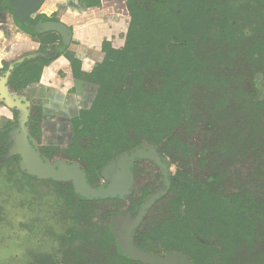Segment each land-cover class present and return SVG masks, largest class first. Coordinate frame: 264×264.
Segmentation results:
<instances>
[{
	"label": "trees",
	"instance_id": "1",
	"mask_svg": "<svg viewBox=\"0 0 264 264\" xmlns=\"http://www.w3.org/2000/svg\"><path fill=\"white\" fill-rule=\"evenodd\" d=\"M85 2L88 8L100 6V0ZM127 8L130 19L126 33L101 39V56L89 71L82 69L81 60L73 52L71 58L66 57L77 84L91 87L93 101L90 107L81 108L70 118L73 131L64 154L81 165L89 183H97L105 165L118 155L143 145L140 141L145 138L164 156L173 161L180 160V166L169 176V186L163 183L164 193L158 197L165 201L170 212L168 218L142 237L152 238V233L163 237L166 249L177 251L192 264H227L230 254L243 242L252 255L254 240L259 238L256 225L264 213V201H258L254 193L246 189L226 194L221 185L213 186L216 174L206 172L204 178L193 177L187 164L184 165L193 149L182 141L175 129L194 128L191 124L196 123L201 111L195 108L192 95L199 86L211 97L209 113L221 108L246 112L245 118L235 120L231 116L224 128L218 129L219 143L225 152L247 150L254 143L264 147V137L260 135L243 139L249 133L245 131L248 123L242 127L243 120L251 121L254 131L259 133L256 123L264 116V0H127ZM40 18H43L42 14L36 17ZM246 25L254 31L250 44L242 42ZM42 36L44 44L38 48L40 56L17 63L12 69L0 59V81L5 77V71H9L7 85L14 91H25L30 85L39 83L44 66L63 50L62 45H51L56 38L54 35ZM219 37L231 47L230 54L237 53L246 58L250 76L244 84L235 71L213 69L212 58L218 59V52L209 54L207 48L202 47L211 45L212 39ZM239 44L242 47L238 50L232 48ZM49 51L54 54L47 56ZM37 108L38 114L43 115L42 108ZM10 111L13 120H17L15 109ZM36 118L38 120V116L29 115L28 130L34 131L35 142L40 143L36 139L39 134L34 130L38 125L31 123ZM15 129L11 119L0 123V157L10 147L11 132ZM40 152L49 157L52 154L48 145H42ZM263 156L262 151L257 166L264 160ZM17 161L14 155L0 162V166L15 163V169L8 171L17 168L21 175L30 178ZM250 174L253 182L254 174ZM66 187L82 220L87 215L88 223L77 220L59 238L83 241V249L86 241L92 238L98 240L95 243L110 244V257L99 260L101 264H145L120 254L106 224L96 230L97 226L90 218L93 201L77 197L70 184ZM145 190L141 191L142 199L148 196ZM134 199L140 198L130 196L129 213L140 204ZM138 246L154 253L148 243L140 241ZM84 253L78 255L76 250L63 254L61 263L47 261L42 264H93L89 254L88 260L81 258ZM251 264H264V257Z\"/></svg>",
	"mask_w": 264,
	"mask_h": 264
},
{
	"label": "rangeland",
	"instance_id": "2",
	"mask_svg": "<svg viewBox=\"0 0 264 264\" xmlns=\"http://www.w3.org/2000/svg\"><path fill=\"white\" fill-rule=\"evenodd\" d=\"M106 1L108 2L109 0ZM118 2L119 3L116 5V8L113 7V9L117 12L116 14L119 17V22H121L122 31H117V29H115L114 36H116V34L120 35L126 33L125 30L128 28L130 19L129 10L127 8V0H118ZM102 20L106 23V25L109 24L106 16L103 15ZM246 26L248 27L244 29L242 42L250 44L254 39V31L250 25ZM109 27L111 28V26ZM107 36L106 38H108ZM27 37L32 41H35V45L44 44L42 41L43 36L27 35ZM210 43L211 45L209 44L207 47L202 48H204V50L207 48L209 54H213L216 51L218 52V59L214 60L212 58L213 69L216 71L226 72L235 71V75H240V81L244 84L250 76L249 66L245 61L246 58L238 55L237 53L235 55L230 54L229 50L231 47L224 42L222 37L212 39ZM240 47H242V44L233 46L232 48L238 50ZM204 50L203 52L205 53ZM34 51H36V49L32 47L30 50L23 52V55ZM67 51L69 50L66 49V52ZM68 54L69 55L67 57L69 59L71 58V53L69 52ZM198 87L194 90L192 96L195 99V108L201 111L200 116H198L199 119L196 120V123L191 124L194 127L192 130H189V128H184V130L175 129L176 134L182 138V141L190 145L193 149V154H191L189 158L184 161V165L187 164L189 172L197 179L206 177V172L216 174L217 177L213 180L212 184L214 187L221 185V188L225 190L226 194L246 189L247 191L254 193L258 201H264V160H262L260 166H257L260 162L258 157L262 151L264 152V147H260L259 143H254L253 146L248 147L247 150L231 149L230 152H225L219 143L220 135L217 133L218 129L221 131L224 128V125L227 124L232 117L235 120L237 118H245L247 116L246 112H239L237 108V111L235 110L234 112H232L233 109L227 110L226 108H221L212 114L209 113L210 104L208 105V102L211 97L205 94V90L202 87ZM90 88L91 87L89 85L84 84L78 85L77 89L73 88L75 91H84L83 93L75 94L74 90L71 91V94L78 95L77 97H74V100H78V107L81 106L80 108H88L91 106L93 93ZM86 89L88 90V93H86ZM7 90L9 93L18 95L16 91L8 85ZM25 91L26 93L19 94L29 101L30 114L38 116V120L37 118L36 120L32 119L31 122L32 126H36V124L38 125V128L35 127L34 129L36 134H39L36 139L38 138L37 140L40 142L39 144L48 145L49 148H54L56 150L53 155L57 154V156L46 158L50 162H55L57 160L73 161L64 154V151L67 149L71 141L73 131L70 114L52 117H45L44 115H41V113L38 114L39 112L37 107H40V104L35 101L34 97H31V90H28L27 88ZM84 97L87 98V103L83 101ZM1 104L0 108L4 111L0 110V123H2L5 119H11L13 126L16 127L18 125V121L13 120L10 109L7 110L6 105L2 106ZM42 105L44 104L42 103ZM16 113L18 114L19 111L16 110ZM212 119L214 121H212ZM246 123H248V128L245 131L249 133L244 135L243 139H246L251 135H253L254 138L259 137V135L261 138L264 137V116H262V118H260V120L256 123L260 128L259 133L256 130L254 131L251 121L247 122L246 120H243L242 127L245 126ZM32 132L34 131L32 130ZM32 132L29 128V135L35 140ZM140 142L153 147L156 150L157 155L168 165L169 176H172L173 173L179 169L180 160L173 161L169 156H164L159 148H156L154 145L148 143L145 138L141 139ZM118 156L112 159L107 165H109L113 160H116ZM4 160H2L1 163ZM17 162L19 163V160ZM140 162L146 166L147 172L143 174V176L140 175L137 178L135 185L129 193L130 196H138L143 189H146V193L149 194V188H151L154 192H158V187L162 185L160 169L155 161L150 158H142L140 159ZM13 164L15 165V163ZM11 165L0 166V264H28V257L31 251L43 252V250H46L45 253L49 256L58 255V257L61 253L67 255L69 252L73 253L76 250L78 251V255L85 252L81 258L83 260H88L87 255L89 254L91 260L94 261L93 264H101V261L99 260L109 259V255L112 250L111 245L107 243H100L101 245L99 243H95L98 242L96 238L87 240L86 245H84V249L81 247V244L84 242L80 240L78 242H74L75 238L66 240L62 239V242H59L57 240L58 238L56 239V237L65 234L70 229L73 224L72 222L76 223L78 220L83 222V224L88 223L86 220L87 215L83 221L81 215L73 210L74 200L70 197H65L67 194L66 186L68 185L66 181L51 184L47 183L48 181L43 182L35 179L37 181L36 184L29 183V179L21 175L17 168L16 171H8L9 169H15L14 165ZM107 165H105L104 168ZM236 172L237 174H235ZM250 173L254 174L253 182L249 178L252 176ZM103 179L104 177L101 173L97 183H101V180ZM57 191H64L63 203L60 201V198L62 197H59ZM92 201L93 210H91L90 218L94 221L97 226L96 230L98 231L100 230V226H104V224H106L111 232L112 223H114L115 220H123L127 217L125 210L127 207L126 201L118 199H95ZM76 208L78 209V206ZM58 209H60L63 219L61 225L57 222ZM106 210L109 211V214H105ZM50 213L52 216L49 220L48 217L50 218ZM169 213V210L165 206V201L157 199L149 208L146 214L147 216L140 221L138 226H136L132 232L134 243L137 246L140 241L148 243L152 252L161 257L165 256L168 252H177L172 249H166L164 246V238L158 237L155 233H152V238L144 239L142 237L143 234H145L150 228H152L153 232L154 226L156 227L160 221L164 220L166 217L168 218ZM134 217L135 216H131L129 221H132ZM30 221H35V224ZM256 227L259 238L256 241L254 240V247L252 250H255V252L252 255H249L250 252H247L248 245L243 242L240 247H237L233 250L232 254H230L229 262L227 264H251L253 261H261L263 259L264 213L258 220ZM165 241L167 242L168 240ZM115 242L116 241L114 240V243ZM61 243L64 246V249L60 253L59 248ZM115 248L118 252H120L116 246ZM139 249L146 251V249ZM67 250H69L68 253H66ZM68 258H71V256ZM189 261L191 263L190 259Z\"/></svg>",
	"mask_w": 264,
	"mask_h": 264
},
{
	"label": "water",
	"instance_id": "3",
	"mask_svg": "<svg viewBox=\"0 0 264 264\" xmlns=\"http://www.w3.org/2000/svg\"><path fill=\"white\" fill-rule=\"evenodd\" d=\"M42 0H31V2L23 6L18 11L20 26L25 30H29L27 16L33 13ZM58 30L64 37L69 38L70 33L64 29L59 23H44L40 29ZM34 55L26 56L30 58ZM21 58L22 61L24 58ZM14 65H11V68ZM0 81V99L11 108H15L18 113V125L11 132V145L7 152L0 157V162L13 155L19 156V166L28 174L37 178H48L52 180L72 181L74 191L77 196L87 200H100L114 197H124L131 192L132 176L131 164L136 159L150 158L159 166L165 186H169V167L163 159H161L156 150L148 145H141L129 152L122 153L116 160H113L103 169L104 177L108 178L105 185L91 186L83 168L75 161L50 162L43 157L36 147L35 141L29 136L28 120H29V102L18 95H10L7 90L6 77ZM112 170L110 176H106V171ZM113 175V176H112ZM112 176V177H111ZM164 191L161 189L156 194L149 197L141 206L139 214L132 221L115 220L112 223L111 232L116 239L117 246L122 255L135 261L147 264H191L189 259L182 256L178 252H168L161 257L137 248L131 241L132 232L135 225L141 220L142 214L148 205L156 200Z\"/></svg>",
	"mask_w": 264,
	"mask_h": 264
},
{
	"label": "crops",
	"instance_id": "4",
	"mask_svg": "<svg viewBox=\"0 0 264 264\" xmlns=\"http://www.w3.org/2000/svg\"><path fill=\"white\" fill-rule=\"evenodd\" d=\"M108 2L100 0L99 7L85 9L81 0H45L41 8V11L59 8L61 19L72 26L73 42L76 43L71 45V49L81 60L82 69L85 71H89L100 58L101 39L107 35L108 38L115 35V29L122 31L117 12L113 9L119 2L118 0ZM103 15L108 18L109 24L106 25L102 20ZM35 44V41L29 39L27 34L13 24L8 14L0 12V59L6 62L13 60L23 52L36 47ZM73 88H78L77 79L72 76L67 59L59 56L44 67L40 82L30 85L28 90H31V97H34L37 103L41 105L43 103L46 109H53L59 116L70 114L72 117L81 109L80 105L78 107V100H74V97L78 96L75 94L84 92L74 89L75 94H71ZM85 91L88 93L87 89ZM85 99L84 97V102Z\"/></svg>",
	"mask_w": 264,
	"mask_h": 264
},
{
	"label": "flooded vegetation",
	"instance_id": "5",
	"mask_svg": "<svg viewBox=\"0 0 264 264\" xmlns=\"http://www.w3.org/2000/svg\"><path fill=\"white\" fill-rule=\"evenodd\" d=\"M44 1L45 0H42L41 1V3L38 5V7L35 9V11L33 12V13H30L28 16H27V21H28V24H29V30H25L23 27H21L20 26V23H19V17H20V15L18 16V11L23 7V6H25V5H27V4H29L30 2H31V0H2L1 1V6H2V11H0V12H4V13H6V14H8L9 16H10V18H11V20H12V22H13V24L18 28V29H20L23 33H25V34H27V35H40V36H42V35H45V34H47V33H49V34H52V35H54L56 38H55V41L51 44L52 46L53 45H55V46H60V45H62V51L59 53V55L58 56H56V58L57 57H59V56H64L65 58L69 55L68 53L70 52L71 54H72V52L74 53V55H75V52L70 48L71 47V45L72 44H74V43H76V42H73L74 41V39H73V31H72V26H70V25H68L67 23H65L62 19H61V17H62V15L59 13L60 11H59V8H55V9H53V10H42L41 11V8H42V6H43V3H44ZM82 1V5H83V8H85V9H88V7L86 6V2H85V0H81ZM68 4V3H67ZM14 5V6H13ZM70 5V4H69ZM66 6V5H65ZM71 6V5H70ZM73 7V6H72ZM67 9H68V6H67ZM39 14H42L43 15V18H40V19H36V17L39 15ZM49 22H53V23H59V24H61V25H63V27H64V29H66V30H68L69 31V33H70V37L69 38H67V37H64L63 35H62V33L61 32H59L58 30H54V29H48V30H43L42 28L40 29V27L44 24V23H49ZM127 31V28H126V30H125V32ZM120 34V33H119ZM119 35H116V36H114V35H112L111 37H109V39L110 38H112V37H118ZM102 39H108V38H106V37H104V38H102ZM47 45V44H46ZM39 46L40 45H37L36 47H34L35 49H36V51H34V52H32V53H27V54H22V55H20L19 57H16V58H14L13 60H10V61H8V62H6L5 60H3V61H5L6 63H8V66H9V68L10 69H12V68H14L15 67V65L17 64V63H20V62H22V61H24V60H27V59H30V58H34V57H37V56H40L41 54H40V52L38 51V48H39ZM66 49L67 50H69V51H67L66 52ZM48 54L49 55H47V56H52L53 54H54V52H52V51H49L48 52ZM29 55H34V56H32V57H30V58H27L26 56H29ZM23 57H26V58H24L22 61L20 60L21 58H23ZM55 58V59H56ZM55 59H52V60H50L49 61V63L48 64H46L45 66H47V65H49L53 60H55ZM67 59V58H66ZM11 65H14L12 68H11ZM44 66V67H45ZM6 72H9V71H5V73H4V75L6 74ZM71 74H72V72H71ZM9 75H10V72H9V74H8V76L6 77V79H5V81H6V85H7V81H8V78H9ZM74 79H76V78H74ZM74 90V89H73ZM9 93V92H8ZM16 93L18 94V96H22L21 94H19V93H26V91H16ZM10 95H15V94H12V93H9ZM1 100V99H0ZM3 101V100H2ZM28 101V100H27ZM29 102V101H28ZM0 104H1V102H0ZM30 104V103H29ZM2 106H5L6 104L4 103V101H3V103L1 104ZM30 107V106H29ZM40 107L42 108V111H43V115H54V116H57L56 114H55V111H53V109H46L45 108V106H43V105H41L40 104ZM6 108L7 109H15V108H11V107H8L7 105H6ZM15 111H16V109H15ZM29 115H30V111H29ZM59 116V115H58ZM70 118H72V117H70ZM16 127H14V129H15ZM30 136V135H29ZM32 138V137H31ZM33 139V138H32ZM34 140V139H33ZM35 141V140H34ZM35 144H36V147H37V149L39 150V152H40V150H41V144H39V143H36L35 142ZM141 146V145H140ZM140 146H138V147H140ZM135 148H137V147H135ZM134 148V149H135ZM54 149V148H53ZM51 151H52V154L50 155V157L52 156V157H54V156H57V154L56 155H53L54 153H55V151L56 150H52L51 149ZM40 154L43 156V157H49L47 154H45V153H41L40 152ZM14 156V155H13ZM15 156H17V158H18V160H19V156L18 155H16L15 154ZM12 157V156H11ZM10 158V157H9ZM68 162H71V161H68ZM79 164V163H78ZM80 165V164H79ZM81 166V165H80ZM20 167V166H19ZM158 168H159V166H158ZM21 169V168H20ZM103 169H104V167H103ZM160 169V168H159ZM22 170V169H21ZM84 170V169H83ZM24 171V170H23ZM26 172V171H25ZM111 172H112V170H107L106 171V176H110L111 175ZM147 172V168H146V166H144L143 164H142V162H140V159H136L132 164H131V176H132V187H131V190H132V188H133V186L135 185V181L137 180V178L141 175V176H143V174H145ZM101 173L103 174V170L101 171ZM161 173V172H160ZM28 175V174H27ZM30 178H28L29 179V183H37V181H43V182H47V183H61V182H63V180H52V179H48V178H37V177H35V176H33V175H28ZM113 176V175H112ZM111 176V177H112ZM103 177H104V175H103ZM161 177H162V174H161ZM37 181H36V180ZM87 179H88V177H87ZM108 178H106V177H104V179L103 180H101V183H89L91 186H99V185H105L106 183H108ZM67 182V184H70L71 185V188H72V191H73V194H75L76 195V193H75V191H74V187H73V183H72V181H70V180H68V181H66ZM88 182H89V180H88ZM147 182V181H146ZM163 177H162V185H160V187H158L159 188V190H161V188H162V186H163ZM149 185H152V184H149ZM144 188V187H143ZM149 192H151V193H149L148 194V196H146V197H144L143 199H142V197H143V193L141 192V193H139L138 194V197L140 198V199H134V200H136V202H139L140 204H139V206H137L136 207V209H135V211L133 212V213H129L128 212V205H129V202H130V194H127L126 196H124V197H114V198H106V199H118V200H122V201H126V203H127V207H126V213H127V217L126 218H124L123 220H121L122 222H124V221H129L130 220V217L132 216H137L138 214H139V212H140V209H141V206L143 205V203L149 198V197H151L153 194H156L157 192H154V191H152V189L151 188H149ZM153 192V193H152ZM57 193H58V195H59V197H62V198H60V201L63 203V201H64V191L62 192V191H57ZM70 192L69 191H67V194H66V196L65 197H70L71 199H73V196H69L70 194H69ZM77 196V195H76ZM77 197H79V196H77ZM137 197V196H136ZM80 198V197H79ZM105 199V200H106ZM158 199V198H157ZM156 199V200H157ZM87 200V199H86ZM100 200H104V199H100ZM156 200H154L153 202H151L149 205H148V207L147 208H145V211H144V213L142 214V217H141V220L140 221H142V219L146 216V214H147V212H148V210H149V208L155 203V201ZM92 201V200H91ZM74 207H73V210L74 211H76L77 213H78V210H77V208L75 207V205H73ZM60 215V216H59ZM51 216H52V214L50 213V218L48 217V219L50 220L51 219ZM134 217V218H135ZM62 221H63V219H62V214H61V211H60V209H58V214H57V222L59 223V225H61V223H62ZM140 221L135 225V227L136 226H138V224L140 223ZM31 223L33 222L34 224H35V221H30ZM73 224H72V226H74V222H72ZM76 226H78V224L76 225ZM135 229V228H134ZM134 231V230H133ZM54 233V232H53ZM54 234H56V233H54ZM58 238V239H57ZM56 239L59 241V242H62V239L61 238H59V237H56ZM114 240L116 241V239L114 238ZM79 240L78 239H74V242H78ZM131 241H132V243L137 247V248H139L135 243H134V240H133V236L131 237ZM115 246L118 248V246H117V243L115 242ZM60 253L63 251V249H64V246L62 245V243H61V246H60ZM118 250H119V248H118ZM120 251V250H119ZM46 252V250H43V252L42 251H39V252H34V251H31V253L29 254V257H28V259H29V261H28V264H36L37 262H40V264H42L43 262H47V261H51V262H54V263H56V262H58V263H61V260H62V257H63V254L61 253V254H59L60 256L58 257V255L57 256H49L47 253H45ZM148 252V251H147ZM121 253V252H120ZM150 253V252H149ZM56 254V253H55ZM152 254H154V253H152ZM156 255V254H155ZM124 257H126V256H124ZM127 258V257H126ZM127 259H129V258H127ZM144 263V262H143Z\"/></svg>",
	"mask_w": 264,
	"mask_h": 264
}]
</instances>
